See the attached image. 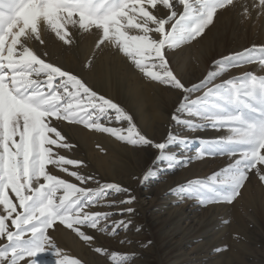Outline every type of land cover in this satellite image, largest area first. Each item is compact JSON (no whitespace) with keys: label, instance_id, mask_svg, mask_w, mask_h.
Segmentation results:
<instances>
[{"label":"snow or ice","instance_id":"obj_1","mask_svg":"<svg viewBox=\"0 0 264 264\" xmlns=\"http://www.w3.org/2000/svg\"><path fill=\"white\" fill-rule=\"evenodd\" d=\"M178 3L183 6L179 14L173 0H0V264H49L41 259L44 253L52 254L54 264H81L63 253L49 229L58 230L62 225L92 244L96 238L82 227L98 233L111 229L110 234H115L131 223L112 220V212L91 210L110 194L129 190L118 183H100L91 175L69 171L66 165L84 162L56 151L74 147L58 130L59 122L82 124L131 145L152 146L159 150L157 160L173 166V158L166 152L177 140L173 133L169 132L163 142L150 139L119 103L94 90L80 74L47 62L28 46L33 38L44 43L41 23L69 45L72 41L66 24L101 31L98 48L109 42L151 80L182 91L174 121L189 129H228L224 137L202 141L204 151L238 158L217 173L211 184L194 180L177 186L174 191L181 198H197L201 204L232 203L253 170L264 182V76L245 74L217 84L214 81L220 73L211 72L198 85L187 87L166 56V49L200 37L214 24L218 10L234 6V0ZM158 5L169 11H161ZM256 7L264 14V0ZM244 13L250 15L247 5ZM257 52L259 64L264 66V47L246 49L235 59L252 62ZM201 90L202 94L192 99V94ZM182 113L199 117L200 123L181 119ZM113 120L126 121L127 127L107 126ZM50 165L82 184L94 181L97 186L82 187L54 175ZM134 199L129 194L119 203L131 204ZM133 211L127 207L121 214ZM107 251L102 246L95 248L97 253ZM111 259L115 264H127L129 256L113 252Z\"/></svg>","mask_w":264,"mask_h":264},{"label":"rangeland","instance_id":"obj_2","mask_svg":"<svg viewBox=\"0 0 264 264\" xmlns=\"http://www.w3.org/2000/svg\"><path fill=\"white\" fill-rule=\"evenodd\" d=\"M258 3L259 0H234V6L218 10L214 24L200 37L175 49H166L170 67L182 82H187V87L198 85L211 72L220 73L214 81L217 84L245 74L264 76L259 52L252 62L235 59L236 54H243L246 49L264 47V14L256 7ZM173 4L178 14L183 11L178 0H173ZM245 5L250 15H245ZM158 8L169 11L163 5ZM65 27L72 41L70 45L60 40L46 23H41L44 43L33 38L28 46L47 62L80 74L94 90L119 103L150 139L163 142L171 132L177 140L166 149L173 158L170 167L168 161L156 159L159 150L152 146L131 145L82 124L59 122L58 130L74 147L56 151L68 159L84 162L79 166L66 165L69 171L91 175L100 183H118L129 190L110 194L91 210L112 212L115 213L112 220L131 223L115 234H110L111 229L109 233H98L82 227L96 238L92 244L60 225L58 230L49 229L57 246L81 264H115L111 259L113 252L128 255L127 264H264V182L254 170L232 203L201 204L197 198H181L174 191L189 181L213 183L216 174L238 158L204 151L202 141L224 137L229 134L228 129L211 126L189 129L174 121L173 113L184 95L181 90L151 80L109 42L98 48L101 31L95 28L85 31L72 24ZM229 60L230 63H223ZM222 68L227 71L222 72ZM203 91L193 93L192 99ZM180 118L200 123L199 117L182 113ZM107 126L127 127V122L113 120ZM49 170L82 187L97 186L94 181L82 184L60 168L50 165ZM129 194L135 197L131 204L119 203ZM113 200L117 201L115 205L111 203ZM127 207L134 211L121 214ZM206 220L211 226L203 234L202 223ZM101 246L107 253L95 252ZM41 259L54 264L51 253L42 254Z\"/></svg>","mask_w":264,"mask_h":264},{"label":"bare ground","instance_id":"obj_3","mask_svg":"<svg viewBox=\"0 0 264 264\" xmlns=\"http://www.w3.org/2000/svg\"><path fill=\"white\" fill-rule=\"evenodd\" d=\"M188 180V179H187ZM175 181V180H174ZM182 181V180H181ZM168 187V186H167ZM176 218V217H175ZM180 220V219H179ZM168 222V221H167ZM211 224V222L208 220H206V221H204L203 223H202V233L203 234H205L206 232H208V230H209V226H211L210 225ZM199 232V231H198ZM170 242V241H169ZM168 243V242H167Z\"/></svg>","mask_w":264,"mask_h":264}]
</instances>
